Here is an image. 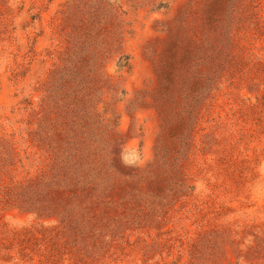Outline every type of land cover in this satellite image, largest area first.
I'll use <instances>...</instances> for the list:
<instances>
[{
  "label": "rangeland",
  "instance_id": "obj_1",
  "mask_svg": "<svg viewBox=\"0 0 264 264\" xmlns=\"http://www.w3.org/2000/svg\"><path fill=\"white\" fill-rule=\"evenodd\" d=\"M0 264H264V0H0Z\"/></svg>",
  "mask_w": 264,
  "mask_h": 264
}]
</instances>
